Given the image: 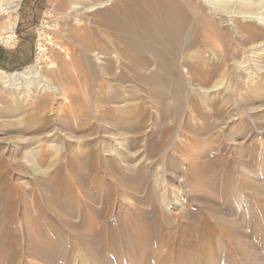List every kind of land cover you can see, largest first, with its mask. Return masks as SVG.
Returning a JSON list of instances; mask_svg holds the SVG:
<instances>
[{"label":"rangeland","instance_id":"374dc122","mask_svg":"<svg viewBox=\"0 0 264 264\" xmlns=\"http://www.w3.org/2000/svg\"><path fill=\"white\" fill-rule=\"evenodd\" d=\"M10 1L0 0V38L7 45L3 37L13 33L17 23L25 20L31 28L30 32L33 37L31 52L33 60L31 58L25 66L15 70H5L0 67L7 72L21 71L34 64L37 65L36 70H40L46 79L53 80L55 78L54 80L57 81L61 75H64V71L66 72L69 69L72 71L75 69L74 63H69L70 66L67 63L71 61L69 58L71 54L70 52L68 54L66 49L68 44L71 45V42L66 36L69 34V29L75 28L76 19L81 21L84 27L94 25L93 29L98 31H102L103 29L104 21H101L98 16L99 11H86L90 6L97 4L101 0H20L19 4L16 3L18 5L16 13L8 15L5 9L9 6ZM31 1L32 4L30 5L29 3ZM128 1L112 0L106 8H113L117 4H126ZM254 1L256 3L259 2V0ZM253 6V11H257L260 7L257 4ZM75 7H78L77 12L80 13L72 11L77 9H74ZM248 8L246 7L242 10ZM238 10L241 11V9ZM93 22L98 23L94 24ZM238 22L239 24H249V22L242 21V19H238ZM251 23L259 27H263L262 25H264L258 22ZM226 29L229 33L225 34V45L224 42L221 44L222 42L218 39H214L216 42L211 41L205 47L208 54L206 55L207 57L210 56L214 62L220 60L219 66L221 65L223 67L222 72L224 75H222L221 80L220 78H216L210 84L204 85V83L193 79L189 70L186 68V64H194L197 61L194 54L197 50L194 52L187 51L184 46L181 54L182 58L180 59L187 73L183 74L185 79L183 78L184 90L181 92L183 96L181 102L175 103L168 100L169 102L165 101L162 105L156 102L151 104V101L145 103L146 107L144 109L145 111H143L145 116H142L143 118L141 120L133 119L129 121L131 126H129L127 134L116 135L103 120L102 122L97 120L96 118L98 116L95 115L96 113L91 109H87L83 102L78 103L74 101L75 104L73 103L70 107L66 106L63 108L62 102L64 96L62 92L36 90L35 84H33L34 79L31 80L32 82L30 81L32 85L24 83L21 90L23 93L17 94L16 96L0 87V155H3L8 161H10L8 158H15L13 165L8 166L9 182L5 181L0 175V189L3 190L5 186V190H3L5 192L4 196L8 195L6 193L14 191L13 194H11L12 192L9 193L11 195L10 197L20 199L19 202H22L20 204L21 207H26L28 205L27 203L33 204L32 201L35 198L37 202L39 201L41 203L48 198L53 201L52 205L58 208H64L68 205L70 208H78L83 213H80L76 217L69 215L64 217V219L76 225L82 224L84 227L89 220V215L95 217L93 211L98 210V212L104 215L100 218V222L106 223L110 219L107 225L108 227L104 229L107 231L104 233L105 236L108 233L107 235L110 237L106 236L104 238L107 241L103 239L104 241L102 243L104 244H96V247L99 248H95L94 253L97 254V252L106 250L105 252L107 255L109 254L108 257L112 264V251H116L119 258L122 259V262L127 261L128 256L126 252L128 248L126 246L130 243L138 246L139 237L137 238V235H134V233H141V231L149 235L152 234L148 236L151 238L155 237L157 241H162L163 245L167 243L165 246L162 244L159 245L165 250L169 245H172L171 243L176 244L177 249H182L179 252L183 254L184 258L187 257L192 261L194 257H191L196 254V251L200 252V250L197 249L194 251L193 249L196 247L187 245L188 240L191 242V238L196 237L194 232L201 228V218L207 217L205 213L203 214L204 216H197L198 214L193 211L194 208L192 207L200 208L206 206L205 202L207 200L205 198L207 196L213 199L221 208L217 216L219 221L226 227L224 229L225 239L222 238L221 244L227 242L226 234L229 235L232 231H238L237 228L239 227L248 235V239H246L247 243L252 245L256 238H253V229L247 228L248 223L244 224L246 222L244 216L247 213L249 215L251 214L254 220L257 217L258 220L261 218L264 219V197L260 200H255L254 192H245L243 190H245L244 187L247 188V178L249 177V179L251 178L259 184L260 192L264 194L262 192L264 191V70H262L264 69L262 67L264 66V52L259 51L261 53L258 56L256 55V58H253L254 62H251L252 59L248 54L252 50L251 47L253 48L256 44L264 43V36H250V38H246L245 40L244 38L234 40L231 29L229 27ZM107 34L109 36L112 35L110 33ZM258 38L261 39L259 40ZM221 46L223 47L222 50H225L224 55L227 57V62L224 65L219 55ZM212 51L217 52L218 56ZM36 54L41 59L39 64L34 61ZM209 60L211 61V59ZM65 83L63 87L62 85L59 86L61 91L66 88L65 90L70 92V94H77L79 96L83 93L85 94V88L70 86L68 82ZM25 85H28L29 90L25 88ZM125 85L130 84L126 83ZM138 91L136 93L138 97L145 94L144 90ZM205 98L209 102H205ZM36 99H45L47 106L42 110L33 108V105L30 104ZM192 103H195V106ZM67 105H70V102ZM168 107L171 110L169 115L158 111L160 108L168 109ZM19 108H25L27 110L28 117L33 119L35 125L29 130H21L18 135H10L5 129L8 119H5L3 114L10 112L11 109L15 110ZM13 120L22 124V121L26 120V115L17 110ZM82 122L85 124H81ZM152 142H163L164 147L155 150ZM88 145L93 147L92 153L94 154L91 157H89L90 149ZM217 153L222 157L221 159L224 162H220L221 164L223 163L222 165H219V161L216 162V159H214ZM87 156L90 158L89 160ZM207 156L213 158L212 160L214 161H207ZM74 160L76 161L74 162ZM77 161L80 164H77ZM89 161H93V165ZM203 161H207L205 162L206 164ZM74 165H78L79 168L77 166L75 168ZM13 166H15L14 169ZM217 167L220 168L218 169ZM60 168L63 169V175L66 173V175H62V178L64 180L66 177L68 178H66L67 184L64 183L66 186L63 185L62 189L55 188L57 180L54 175H56L55 171L57 172ZM216 171L222 172L218 176V182H222L223 178L225 180L227 176L230 180L233 177L232 181L235 182L234 185L237 190L233 189V195H228L229 203L226 206L222 205L223 200L220 197L222 195L221 190L216 191L203 184V182L212 180ZM194 174H197V178H195ZM210 174H214L213 177ZM189 175L192 177L190 178ZM51 176H54L55 180H53L54 177L51 179ZM47 177L50 179L47 180ZM191 179L193 180L191 181ZM244 180L246 185L244 184L243 187L239 181L244 182ZM48 181L51 183H48ZM81 181L82 183H80ZM113 187L115 188L113 189ZM112 191L115 192V196L112 194ZM240 191L244 194L242 195V192L239 193ZM70 193L71 195L74 194V196L72 197ZM238 193L243 196V205L240 206L235 205L233 202ZM36 195L40 196L38 197L39 200ZM153 195L156 198L157 206H159L158 211L150 200V196L152 197ZM24 202L27 203L24 204ZM32 204L28 206H32ZM90 209H93L92 212ZM45 210L47 211L48 208ZM181 212H184L186 217L183 218ZM20 213L21 220L25 219V216H23L25 211L23 210ZM170 213L173 215H170ZM162 218L163 220L166 219V222H169L170 225L173 223L171 228L168 229L171 232L166 233L164 229L165 225H163L164 222L162 223L163 227H160ZM24 222H26V219L21 224L23 223L22 225L27 232L26 223L24 224ZM212 225L215 227L214 223ZM177 226H180V229L176 228L175 230L174 228ZM191 227L192 230H190ZM85 228L79 231L85 237L86 235L90 237ZM186 229L193 231L192 234L189 235L187 233V236H184L183 234L186 232ZM25 231L22 232V236L26 239V237L28 238L26 235L28 232L26 233ZM33 231V229L32 231L30 229V232ZM261 232L264 233V229ZM63 233L64 239L69 236L75 239L77 238L72 234L73 232L70 229L63 230ZM250 235H252L251 238ZM169 240L170 243H168ZM64 243L62 245L64 249L62 250H68V240H65ZM121 244L123 245L121 246ZM230 248L232 249L228 243L225 244L223 251L218 253V255L220 257L223 255L224 257H221L223 260L227 259L228 256L230 257L231 252L235 255L237 254V257H240L238 248L233 247L231 252ZM140 249L133 248V256L137 255L139 258L140 256L138 254L144 256L148 253V250L145 251L146 249L144 248ZM85 253V251L82 252V256L86 257L84 260L88 261V264H94V262L89 260L91 258H88L89 256ZM241 260L238 261L240 262L239 264H243ZM25 261H27V264H48L37 258L32 259L31 262L29 259ZM224 262L222 264H226ZM184 263L183 261L181 264ZM194 264L200 263L194 261Z\"/></svg>","mask_w":264,"mask_h":264},{"label":"bare ground","instance_id":"6f19581e","mask_svg":"<svg viewBox=\"0 0 264 264\" xmlns=\"http://www.w3.org/2000/svg\"><path fill=\"white\" fill-rule=\"evenodd\" d=\"M111 1L112 0H101L97 4L86 9V11H99L98 16L101 21H104L102 31L93 29L94 25L84 27L83 23L78 19H76L75 21V28L69 29V34L66 37L70 39L71 45H66V50L68 54L69 52L71 54V56L69 57L71 61H68L67 63H74V70L71 71L69 69L70 71H64V77L60 73L61 77L56 81L54 80L55 78H52L53 80L46 79L42 75L43 73H41L40 70H36L37 65L34 64L24 68L21 71L16 72H7L0 68V87L8 90V92L16 96L17 94L23 93V91L21 90L22 86H24V83L31 84L30 81L34 79L33 84H35L36 90L39 89L42 91L50 90L52 92H62V95L64 96L62 102L63 108L66 106L70 107L74 103V101H77L78 103L83 102L87 109H91L96 113L95 115L98 116L96 119L101 122L103 120L105 124H108L110 126L109 129L114 131L116 135L127 134L129 126H131L129 124V121L133 119L141 120V118L145 116V113H143L146 107L145 103L151 101V104L153 102H156L157 104L162 105L163 102L168 100L175 103L181 102L183 97L181 92L182 90H184L183 84L185 79V76L183 77V74L187 73L185 72V66H183L180 59L182 58L181 54L184 46L187 51L194 52L195 50H197L194 52L197 61L194 64H186V68L189 70V73L191 74L193 79L204 83V85H207L216 78H220L221 80V77L223 75V67L221 65L219 66L220 60H218V62H214L210 56H206L208 54L205 50V47L209 45V42L214 41V39H218L220 42H222L221 44H223L224 38H226L225 34L229 33V31L226 29L227 27L231 29L234 40H238V38H244L245 40L246 38H250V36H264V25H262L263 27H259L254 26V23V25L252 23L250 24V22H258L260 24H264V0H259V2L257 3L254 0H129L126 4H117L116 6H113V8H106L107 6H109ZM19 2L20 0H11L9 2V6H7V8L5 9L8 15L16 13L18 8V5H16V3L19 4ZM256 4L261 8L259 7L257 11H253V5ZM246 7L249 8L242 10ZM74 9L76 10H72L73 12L75 11L76 13H80L77 12L78 7H75ZM79 9H81V7H79ZM238 9H241V11ZM238 19L249 22V24H239ZM93 23L96 24L98 22ZM107 33H110L112 35L109 36ZM3 39L5 40V42H11V40L13 39V33L4 36ZM222 48L223 47L221 46L219 55L222 58L224 65L227 62V57L226 55H224L225 50H222ZM251 49L252 50L248 55H250L252 62L254 60L253 58H256V55H260L261 52L259 51L264 52V43L256 44L253 48L251 47ZM256 50L258 53L256 52ZM212 52L215 53L216 56H218L217 52ZM246 53L248 52L246 51ZM209 59H211V61ZM40 60V57H38L36 63L39 64V62H41ZM70 64L68 66H70ZM65 82H68L70 86L85 88V94L83 93L81 96L77 94H70V92H67L65 90L66 88L61 91L59 86L62 85L63 87ZM126 83H129L130 85H125ZM25 86V88H28L29 90V87H27L28 85ZM138 90H144L145 94H142L141 97H138L136 94L137 92H139ZM207 101L208 99H206L205 102ZM66 102H70V105H67L68 103L65 104ZM192 104L193 106H195V103ZM30 105H33V108L35 109L42 110L47 106V102L45 101V99H36ZM169 108L170 107H168V109H157L158 111L165 113V115H169L171 112ZM17 110L23 112L26 115V120H23L22 124L13 120L17 113ZM28 116L29 114H27V110L25 108H19L15 110L11 109L10 112L3 114V117L5 119H8V122L5 125V129L9 132L10 135H18L21 130H29L35 125V123L33 119L29 118ZM81 124L85 123L82 122ZM152 145L155 150H159L164 147L163 142H152ZM88 147L90 149L89 157H91L94 154L92 153L93 147H91V145H88ZM221 158L222 157L220 156V154L217 153V156L214 159H216V162L219 161V164L220 162H223ZM8 159L10 161H8L3 155H0V175L7 182H9L8 166H12L15 162V158ZM87 159L89 160L90 158H88L87 156ZM206 159L207 161H214L212 160L213 158H209L208 156ZM75 161L76 160H74V162ZM94 161L96 162V160ZM207 161L203 162L205 163ZM90 162L91 161H89V163ZM76 163L80 164L79 161H77ZM81 163L83 164V162ZM211 164L213 165V163ZM222 164L220 163L219 165ZM15 166H13V169ZM76 166L78 167V165ZM225 167L227 168V165ZM234 169L236 170V168ZM62 172L63 169L61 168L58 169L57 172L55 171L56 175L54 176L57 180L55 188L62 189L63 185L67 184V177H64L65 180L62 178L64 175H66V173L63 175ZM220 172L216 171L214 178L212 180L208 179L209 181L203 182V184H205L210 189H214L216 191L221 190L222 195L220 194V197L223 200L222 205L226 206L229 203L228 195H233L234 193L233 189H235V182L232 181L233 177L231 175V180L227 176L225 180L222 177L223 181L218 182L217 179L220 175ZM196 175L195 178H197ZM242 175L247 178L243 173ZM53 177L51 176L50 178L52 179ZM55 177L53 178V180H55ZM50 178L47 177V180H49ZM128 179L130 178L128 177ZM247 179V188L243 186L245 184V180L244 182L239 181L245 189L243 191L254 192L256 198L255 200H260L261 198H263L264 194L260 192L259 184L254 182L251 178L249 179V177ZM192 180L193 179H191V181ZM48 183L51 182L48 181ZM80 183H82V181ZM238 183L237 185H239ZM4 187L3 190H5ZM114 188L115 187H113V189ZM3 190L0 189V264H27V261H25L26 259H29L31 262L32 259L36 258L39 260H43V262L45 261L48 264H78V262H80L79 264H88V261L84 260L86 257L82 256V252L84 251L86 252L85 254L89 256L88 258H91L89 260L94 262V264H112L110 263V258L108 257L109 254L107 255V253L105 252L106 250H100L101 252H97V254L94 253L95 248H99L96 247V244H104L102 242L105 240L104 238L108 236V233L105 236L104 233H106L107 231H105L104 229L108 227L107 225L108 222H110V219L106 223L100 222V218L104 216L101 212H98V210L93 211L95 217L89 215V220L88 222L86 221L87 223L85 225V228L82 224L76 225L75 223H70L64 219V217H67L69 215L76 217L79 216L80 213H83V211L80 212V209L78 210V208H70L68 207L69 205L67 207L65 206L64 208H58L52 205L53 201L49 200L48 198L45 199L43 203L39 201L37 202L35 198V200L32 201L33 204L26 202L28 205L32 204V206L30 205L31 207L28 205L26 207H21L20 204L22 202H19L20 199L18 200L15 197H10L11 195L9 193H11L12 191L6 193L8 194L7 196H4L5 192H3ZM13 192L11 194H13ZM68 192H70V190H68ZM241 192L242 191H240L239 193ZM114 193L115 192H113L112 194L114 195ZM239 193L235 196V201H231H233L235 205L240 206L243 205L242 195L244 193L242 192V195ZM71 196L73 197L74 194ZM36 197L38 198L40 196L36 195ZM57 197L55 198L57 199ZM150 198L153 206L158 211L159 206H157L156 198L154 197V195L152 197L150 196ZM205 199L207 200V202H205L206 206H196L200 208H195L193 206L192 208H194V210L191 209L195 211V213L198 214L197 216L199 217L204 216V213L206 214L205 216H207L201 218V228L197 229V231L194 232L197 239H195L196 237H192L191 242H189L188 240L187 245L196 247L193 249L194 251H196L197 249L200 250V252L196 251V254L191 257H194L192 261H190L187 257L184 258L183 254L179 252V250L182 249H177L176 244L171 243L172 245H169L165 250L162 248V246H159L163 243L162 241H157L155 240V237H149L152 234L149 235L141 231V233H134V235H137V238L139 237L138 246H134L133 243H130L126 246V248H128V251L126 252L128 256V258L126 257L127 261L122 262V259L119 258V255L116 253V251H112L111 256L113 257V264H181L183 261L185 262L184 264H194V261L199 262L200 264H222L223 261H225L224 263L226 264H237L240 259H242L241 261L243 262V264H251L252 262H254L253 264H264V233L261 232V230L264 229V219L261 218L258 220L257 217L254 220L251 214L249 215L246 213L245 216L243 215L246 221L244 224L248 223L247 228L253 229V238L255 237L256 239H254L252 245L247 243L246 239H248V235L239 227L237 228L238 231H232L231 234L229 233V235L226 234L225 237L227 242L225 244L228 243V245H230L232 249L233 247L238 248L237 250L239 251L238 254L240 257H237V254H233V252H231L232 249L230 248L231 250H228H230L231 256H228L227 259L223 260V258L221 257L224 256L220 254V257L218 255V253L223 251L225 246V244H221V240L222 238H224V229H226V227L219 221V218L217 216V213L221 208L215 201H213V199H210L209 196H207ZM26 203L24 202V204ZM164 203L166 204V202ZM21 208H23V210L25 211V214L23 216H25L26 222H24V224L26 223L25 226L27 227V232L29 234H26L28 236V238L26 237V239L22 236V232L25 231V228L23 227V223L21 224V222L25 219L21 220L20 212L23 211H20ZM46 208H48V212L45 210ZM90 210L92 212L93 209ZM181 214L183 218L186 217V214H184V212H181ZM170 215L173 214L170 213ZM259 217L261 216L259 215ZM163 222V225H165L164 229L166 233L171 232L168 229L171 228L173 223L170 225L169 222H166V219L163 220L162 218L160 227H163ZM211 223H214L215 227H213ZM83 228L86 229V231L88 232L87 234L92 238L87 235L85 237L83 233L79 231ZM176 228L180 229V226H177L174 229L176 230ZM30 229L31 231L32 229L34 231L30 232ZM65 229H70L73 232L72 234L75 235L78 239L72 238L70 236L64 239L63 230L65 231ZM190 230H192V227L190 228ZM190 230L186 229V232H184L183 235L187 236V233L191 235L193 231ZM171 235L170 237H172ZM251 236L252 235H250V238ZM65 240H68V250H62L64 249L62 248V245L65 244ZM170 240L168 243H170ZM165 244L162 245L165 246ZM122 245L123 244H121V246ZM133 248H144L146 249L145 251L148 250V253L144 256H142V254H138L140 256L138 258L137 255L133 256ZM239 263L240 262H238V264Z\"/></svg>","mask_w":264,"mask_h":264},{"label":"crops","instance_id":"0c3cea01","mask_svg":"<svg viewBox=\"0 0 264 264\" xmlns=\"http://www.w3.org/2000/svg\"><path fill=\"white\" fill-rule=\"evenodd\" d=\"M32 4V1L29 3ZM31 28L24 21L18 22L13 31V39L6 42L0 38V67L15 70L25 66L32 58L33 37ZM33 60V58H32Z\"/></svg>","mask_w":264,"mask_h":264},{"label":"built area","instance_id":"2783aa9c","mask_svg":"<svg viewBox=\"0 0 264 264\" xmlns=\"http://www.w3.org/2000/svg\"><path fill=\"white\" fill-rule=\"evenodd\" d=\"M37 60H38V56H37V54H36V55H35V59H34V61L37 62Z\"/></svg>","mask_w":264,"mask_h":264}]
</instances>
